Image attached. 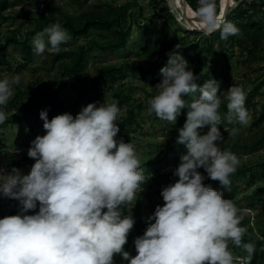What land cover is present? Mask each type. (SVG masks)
Here are the masks:
<instances>
[{"label":"clouds","instance_id":"9594fccd","mask_svg":"<svg viewBox=\"0 0 264 264\" xmlns=\"http://www.w3.org/2000/svg\"><path fill=\"white\" fill-rule=\"evenodd\" d=\"M198 3L206 34L219 30L224 40L239 34L238 27L218 17L215 0ZM70 40L56 22L34 36L32 50L41 56L48 45L59 51ZM180 49L177 44L166 54L163 78L146 103L148 114L173 126L187 109L176 138L187 153L174 170L178 179L160 193L163 205L155 207L143 235L134 240L137 254L131 256L124 246L136 223L132 209L149 177L134 145L116 139L121 110L113 101L89 103L75 117L65 112L49 120L42 110L44 134L27 150L35 161L30 171L0 168V195L19 202L18 214L0 218V264H115L116 255L128 264H251L256 246L243 242L247 230L241 210L204 183L218 181L230 190V176L240 161L221 150L220 126L228 132L231 125V137L241 130L236 125L249 126L246 93L231 86L222 117L219 82L210 78L198 85L200 77ZM20 81L18 74L0 79V124L7 119L2 109ZM205 127L207 133L201 134ZM230 245L247 255H234Z\"/></svg>","mask_w":264,"mask_h":264},{"label":"rangeland","instance_id":"374dc122","mask_svg":"<svg viewBox=\"0 0 264 264\" xmlns=\"http://www.w3.org/2000/svg\"><path fill=\"white\" fill-rule=\"evenodd\" d=\"M135 1L143 8V17L152 22L144 20L141 26L132 23L128 43L124 47L113 51L92 50L85 60V69L78 74L66 75L63 82L68 81L63 87H60L57 78L58 62L53 63L54 54L74 48L91 37L103 40L104 35L91 32L87 37H71L67 44L60 46L59 51L51 50L48 45L41 56L34 53L27 55L13 45L3 51L4 55H0V79L18 74L21 81L19 85L14 86V95L2 109L7 114V119L0 124L3 139L0 142V168L10 171L16 167L25 174L30 171L33 162L23 159V156H27L31 141L37 135L44 134L43 121L39 116L42 110H47L50 120L53 116L65 112L75 117L74 112L81 111L80 107L73 108L76 97L79 98L78 105L86 106L89 103L99 105L117 101L121 111L119 120L116 121L120 128L116 139L122 138L134 145L144 174L149 177L142 186L143 191L136 204L141 205L142 217L150 216L157 205H163H153L155 200L163 202L162 196L155 191L153 176L158 173L165 175L158 188L163 189L174 183L178 179L173 175L174 170L180 163V157L187 153L184 145L176 144L178 129L186 121L187 109L182 111L184 115L181 114L173 126L160 120L155 114H148L146 103L147 99L156 94L154 88L163 78L160 69L167 63L165 52H170L179 44V47H185L182 56L188 61L189 67L200 74L198 85L202 86L205 80L210 78L219 82L222 117L227 112L226 91L234 85L242 87L246 93V108L251 116L249 126L236 125L241 128L236 137L229 135L231 125H228V132L224 131V125L220 126L225 138L220 148L236 154L240 161L236 172L230 176V190L219 182L210 186L221 192L223 198L232 199L241 210L243 226L247 230L244 236L264 240V228L259 225L264 219V203L258 199L264 197L259 191L264 187V139L257 145H252L264 132V120L261 123L256 122L260 106L264 102V44L253 55L246 49L242 51L238 43L221 52L215 41L209 50H205L203 47L207 45L209 34L205 33L198 14L188 0H165L175 14L176 24L182 28L179 32L167 33L160 28V18L157 17L150 0H0V6H4L0 8V42L6 35L16 33L18 36L33 29L48 12H53L55 17L59 18L62 12L79 15L100 5L121 6ZM236 3V0H220L218 17L223 18L225 12L232 9ZM136 15V10L132 9V22ZM256 16L260 18L261 15ZM42 31L36 30L30 34L31 46L34 36ZM240 38H243V35ZM45 39L47 40V37ZM103 65H122L124 77H117L111 72L98 75V69ZM56 89L58 90L53 106L48 105L51 96L37 98L38 92ZM184 99L189 97L185 96ZM28 102L29 107L23 108ZM200 131L201 134H206L208 128ZM230 142L236 145L231 147ZM147 161H150L149 165L146 164ZM200 171L204 173L203 168ZM204 174L206 176V173ZM208 182L214 181H204L206 185ZM0 202L4 203L2 206L5 208L0 211L1 218L18 214V201L0 195ZM230 247L236 256L247 255L242 248L231 245ZM263 250L264 241L258 247V252ZM115 264H128V261L116 255ZM258 264H264L262 255L258 257Z\"/></svg>","mask_w":264,"mask_h":264},{"label":"trees","instance_id":"16d2710c","mask_svg":"<svg viewBox=\"0 0 264 264\" xmlns=\"http://www.w3.org/2000/svg\"><path fill=\"white\" fill-rule=\"evenodd\" d=\"M192 9L198 14L197 10L199 7L198 0H188ZM220 0H215L216 3V12H218ZM236 5L225 12L221 21H229L233 23L236 27L240 29L238 35L229 36L227 40L221 39L220 31H214L209 34L207 37V45L203 48L205 50H209L211 46L217 41L219 50L222 52L228 46H233L235 43H238L241 50H247L248 53L256 54V51L261 48L264 44V0H236ZM153 9L157 13V17L160 18L159 26L164 33L167 32H179L182 28L176 24L175 14L167 4L165 0H150ZM4 6L1 4L0 8L2 9ZM132 9L136 10L137 15L135 16L134 22H132ZM143 8L138 2H128L127 4L121 6L114 5H100L98 8H93L88 11H85L79 15H73L69 12H62L59 18L55 17L53 12H48L43 16V19L36 24V26L31 30H26L22 35H18L16 33H12L6 35L2 42H0V55H4L3 51L9 46L13 45L22 49V51L27 54H33L32 46L30 43V34L34 33L36 30H43L47 26L59 22L62 27H64L69 35L73 38L88 36L91 32L96 33L97 35H104L105 39L100 40L95 37H91L88 40H85L82 43H79L76 47L70 48L64 51L56 52L53 56V63L58 62V72L57 78L60 83V87L66 85L67 81L63 82V78L66 75H74L83 71L86 67L85 60L90 55L92 50H102V51H113L119 49L121 47L126 46L128 43V35L129 31L132 28V23L137 26H141L144 20H147L149 23L152 20H148L143 17ZM257 14H260V18H257ZM243 35V38L240 36ZM263 42V43H262ZM169 43V42H168ZM168 43H164L168 45ZM249 44V46H248ZM181 55L185 51V47H180ZM174 49V48H173ZM172 49V50H173ZM170 50V51H172ZM165 52L164 58L168 59L167 54ZM61 57H65V59H61ZM140 70L139 66H137ZM144 71V70H143ZM113 73V75L123 78L124 70L122 65H103L98 69V75ZM197 76L200 77L199 72L193 71ZM116 79V78H115ZM57 90H45L43 92L37 93V98H47L51 96L49 106H53L56 99ZM30 102V101H29ZM26 103L23 108L29 107L30 103ZM79 98L76 97L74 100L73 108H82L85 107V104L78 105ZM76 111V109H74ZM77 115L79 112H74ZM184 115V114H182ZM26 117V116H23ZM264 120V102L260 106V114L256 119L257 123H261ZM264 139V132L255 140L252 145H257ZM1 133H0V142H2ZM231 147L236 145L234 142H230ZM223 148H221L222 150ZM23 159L35 162L33 159L28 156H23ZM147 165L150 164V161L146 162ZM251 175L258 176L257 174L251 173ZM165 175L162 173H158L156 176H153V181L156 184L155 191L157 194H160L162 189L158 188L162 183V178ZM218 181H214L211 183H207L208 185L215 186V183ZM260 193L264 194V187L261 188ZM259 201L264 203V197L258 198ZM157 204H163L160 200H155L154 206ZM3 202H0V211H4ZM141 205L137 203L132 210V214L136 220L133 230L130 232L127 243L124 246V250L128 251L131 256H135L136 249L134 246V240L138 236H142L147 224L146 218L141 216L140 213ZM1 213V212H0ZM4 216H2L3 218ZM1 218V216H0ZM259 225L264 228V219L261 220ZM264 239V232L263 236ZM259 238H255L253 236H244L243 242L253 243L255 244V252L251 260V264H258V257L261 255L264 257V250L260 253L258 252V247L262 245V242Z\"/></svg>","mask_w":264,"mask_h":264}]
</instances>
